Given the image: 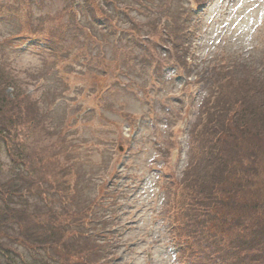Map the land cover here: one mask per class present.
<instances>
[{"label":"rangeland","instance_id":"obj_1","mask_svg":"<svg viewBox=\"0 0 264 264\" xmlns=\"http://www.w3.org/2000/svg\"><path fill=\"white\" fill-rule=\"evenodd\" d=\"M0 88V264L90 218L111 264H264L217 221L264 198V0H0Z\"/></svg>","mask_w":264,"mask_h":264},{"label":"trees","instance_id":"obj_2","mask_svg":"<svg viewBox=\"0 0 264 264\" xmlns=\"http://www.w3.org/2000/svg\"><path fill=\"white\" fill-rule=\"evenodd\" d=\"M174 36V35H173ZM1 91V88H0ZM6 100L1 97L0 94V113H2L6 108ZM20 108L25 106H19ZM0 131V137L2 136ZM224 195L220 197L223 199L225 204L237 200H241V205L234 206L230 205L222 209V212L218 214L217 221L223 226H227V229L234 228V233L237 237L239 234L236 232V229L241 231L248 229V217L247 213H256L257 216L264 213V198L259 197L257 193L252 188L251 184L246 183L244 185L233 182L231 177L228 180L223 181ZM61 200V199H60ZM101 204V203H100ZM99 213V212H98ZM103 216V215H99ZM102 218L93 220V218L82 220H73V228H70L68 225L59 224V234L57 233V241L59 240V264H71L73 256L76 257L78 264H111L110 251L111 244L106 243L107 237L105 235H100V232L106 233L107 236L110 233V230L107 229V219L101 221ZM82 220V222H81ZM89 220V221H88ZM106 220V221H105ZM263 223V222H260ZM88 226V232L85 230V226ZM77 226L82 227L83 230H79ZM100 226V227H97ZM106 231V232H105ZM90 232V233H89ZM115 233V232H114ZM116 232L115 234H117ZM53 236V235H52ZM113 236H115L113 234ZM85 243V247H82V244ZM235 243L231 245L234 247ZM52 246V245H51ZM202 247L201 249H203ZM94 251L92 258L89 257V253ZM224 256H230L231 250L223 251ZM40 259H45L44 264L49 263V255H42Z\"/></svg>","mask_w":264,"mask_h":264}]
</instances>
